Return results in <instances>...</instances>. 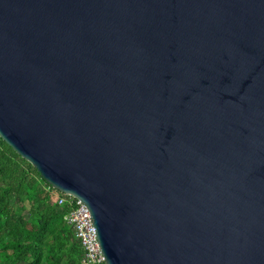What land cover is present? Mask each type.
Segmentation results:
<instances>
[{"label":"water","instance_id":"water-1","mask_svg":"<svg viewBox=\"0 0 264 264\" xmlns=\"http://www.w3.org/2000/svg\"><path fill=\"white\" fill-rule=\"evenodd\" d=\"M0 139L105 264H264V0H0Z\"/></svg>","mask_w":264,"mask_h":264},{"label":"trees","instance_id":"trees-1","mask_svg":"<svg viewBox=\"0 0 264 264\" xmlns=\"http://www.w3.org/2000/svg\"><path fill=\"white\" fill-rule=\"evenodd\" d=\"M0 139V264H82L68 204Z\"/></svg>","mask_w":264,"mask_h":264},{"label":"built area","instance_id":"built-area-1","mask_svg":"<svg viewBox=\"0 0 264 264\" xmlns=\"http://www.w3.org/2000/svg\"><path fill=\"white\" fill-rule=\"evenodd\" d=\"M58 204H68L70 208L65 221L72 226L75 237L84 250L82 264H105L102 252L98 245L92 221L86 207L76 198L59 193L56 195Z\"/></svg>","mask_w":264,"mask_h":264}]
</instances>
